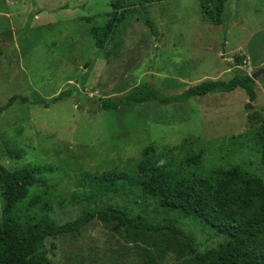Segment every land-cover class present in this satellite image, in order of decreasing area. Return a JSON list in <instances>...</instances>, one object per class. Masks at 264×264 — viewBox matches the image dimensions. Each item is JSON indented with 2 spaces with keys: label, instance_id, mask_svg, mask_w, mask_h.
<instances>
[{
  "label": "rangeland",
  "instance_id": "1",
  "mask_svg": "<svg viewBox=\"0 0 264 264\" xmlns=\"http://www.w3.org/2000/svg\"><path fill=\"white\" fill-rule=\"evenodd\" d=\"M111 12L110 0H0V106L16 97L0 114V164L9 171L28 165L50 170L43 177L56 225L119 207L149 223L176 224L204 255L225 237L161 210L137 188L101 191L84 177L134 167L151 145L186 143L191 152L204 153L207 169L238 166L264 181V149L258 126L247 123L245 91L168 107L99 112V106L145 82L177 96L205 81L252 77L264 69V0H228L222 27L203 19L197 0L156 4L132 14L115 43L98 49L95 32ZM254 81V111L264 118V75ZM66 91L72 97L56 102ZM32 194L15 213L19 225L45 213L40 205L29 208ZM3 209L0 192V225ZM45 251L50 264H147L148 256L156 264H197L181 242L160 251L131 243L122 228L96 219L79 237L48 239Z\"/></svg>",
  "mask_w": 264,
  "mask_h": 264
},
{
  "label": "trees",
  "instance_id": "2",
  "mask_svg": "<svg viewBox=\"0 0 264 264\" xmlns=\"http://www.w3.org/2000/svg\"><path fill=\"white\" fill-rule=\"evenodd\" d=\"M171 1L110 0V19L101 31L95 32L97 48L102 49L108 41L115 43L117 30L132 14H141L153 5ZM197 2L207 23L215 27L224 25L228 0ZM147 26L154 32L155 26L151 21H147ZM255 88L256 82L250 76H235L228 82L205 81L181 95L169 96L150 82H145L117 100L103 99L99 112H116L149 104L161 107L185 105L191 99L229 94L241 89L248 97L245 106L247 123L258 126L256 137L264 149V118L254 111L257 100ZM72 94V91L61 93L55 101L71 98ZM15 100L16 97H13L7 106H0V114ZM15 156L20 158L18 154ZM47 170L28 165L9 171L0 164V192L4 202L0 225V264H50L45 251L46 241L64 236L79 237L95 219L105 225L119 226L131 243L145 244L160 251L172 242H181L190 249L197 264H264V181L238 166L207 169L204 153L191 152L186 143L162 148L151 145L144 150L134 167L99 176L85 175L84 180L101 191L121 186L137 188L144 198L157 201L161 210L192 219L204 229L225 237V243L204 255L198 253L194 237L176 224L149 223L142 215L134 216L119 207L90 210L73 222L56 225L49 215L52 210L48 198L50 187L43 177ZM33 192L40 195H33ZM31 194L29 208L35 209L40 205V210L45 213L19 225L15 213ZM147 264H156V261L148 256Z\"/></svg>",
  "mask_w": 264,
  "mask_h": 264
},
{
  "label": "water",
  "instance_id": "3",
  "mask_svg": "<svg viewBox=\"0 0 264 264\" xmlns=\"http://www.w3.org/2000/svg\"><path fill=\"white\" fill-rule=\"evenodd\" d=\"M264 75V69H260L257 73H255L251 78L253 80H256L258 79L259 77L263 76Z\"/></svg>",
  "mask_w": 264,
  "mask_h": 264
}]
</instances>
